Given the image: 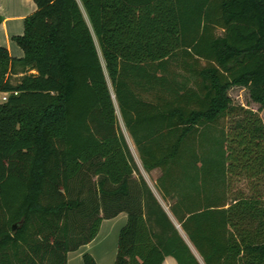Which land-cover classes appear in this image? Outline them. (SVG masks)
<instances>
[{
  "label": "trees",
  "instance_id": "16d2710c",
  "mask_svg": "<svg viewBox=\"0 0 264 264\" xmlns=\"http://www.w3.org/2000/svg\"><path fill=\"white\" fill-rule=\"evenodd\" d=\"M33 1L23 54L0 44V264H66L120 211L112 264H202L191 245L205 264H264V124L228 93L264 103V0H80L87 18ZM115 101L184 234L141 173L131 184Z\"/></svg>",
  "mask_w": 264,
  "mask_h": 264
},
{
  "label": "crops",
  "instance_id": "0c3cea01",
  "mask_svg": "<svg viewBox=\"0 0 264 264\" xmlns=\"http://www.w3.org/2000/svg\"><path fill=\"white\" fill-rule=\"evenodd\" d=\"M78 2L84 16L87 18L86 11L81 1L78 0ZM35 8L36 4L33 0H0V44L6 46L9 53L13 56H20L23 54L22 48L13 39V35L22 33L24 17ZM19 74L21 73H13V76H18ZM152 191L160 201L159 196L161 195L158 189L157 193L154 190ZM164 209L169 213L181 233L184 234L179 224L171 215L168 205L167 208L164 207ZM126 218L127 213L125 211H120L112 217L102 218L96 235L90 241L67 252L66 264H84L83 254L86 252L90 253L98 264H112L117 251L118 233L121 226L125 223ZM191 247L198 260L202 264H205L195 248L192 245ZM162 264H177V261L174 256L168 254L165 255Z\"/></svg>",
  "mask_w": 264,
  "mask_h": 264
},
{
  "label": "rangeland",
  "instance_id": "374dc122",
  "mask_svg": "<svg viewBox=\"0 0 264 264\" xmlns=\"http://www.w3.org/2000/svg\"><path fill=\"white\" fill-rule=\"evenodd\" d=\"M106 76H107L109 87L112 88L110 79H109L107 74H106ZM228 93L231 97V101L233 104H236V105L240 104V105H244L245 107H249L253 110H257L258 114L261 118V121L264 124V103L260 104L259 102L252 100L249 96L248 89L245 86L233 85L229 88ZM115 105H116V111H117V116H118L119 130L123 133V135L127 141V144L130 148V151L133 155V158H134V160L137 164V167H138V171L134 172L132 177H130V182L133 186H136L137 185V176H138L137 174L141 173L143 175V177L145 178V180L147 181V183L149 184V186L152 188V190H154L157 193L156 177L160 173V170H159V168H154L153 170L147 171L143 167L141 160H140V157H139V154H138V150L136 148V145H135L131 135L129 134L128 130L126 129V127L124 125V122H123L122 117L120 115L116 101H115ZM230 120L231 119H230L229 115L228 116L226 115L222 118V122L224 124H229ZM248 183H249L248 178L245 177V175L240 174V175L236 176V178L234 180L233 189L237 190L239 188V189H242L244 191H247L248 190ZM257 186H258V189L260 190V192L264 194V175H263V177H261L260 182ZM158 196H159V194H158ZM159 197H160V201L163 204V206L167 208V204H166L165 200H163L161 198V196H159Z\"/></svg>",
  "mask_w": 264,
  "mask_h": 264
},
{
  "label": "built area",
  "instance_id": "2783aa9c",
  "mask_svg": "<svg viewBox=\"0 0 264 264\" xmlns=\"http://www.w3.org/2000/svg\"><path fill=\"white\" fill-rule=\"evenodd\" d=\"M8 92L0 91V102L6 100Z\"/></svg>",
  "mask_w": 264,
  "mask_h": 264
}]
</instances>
